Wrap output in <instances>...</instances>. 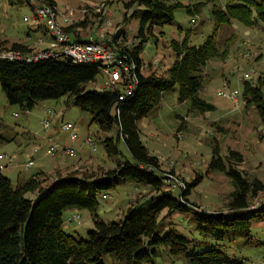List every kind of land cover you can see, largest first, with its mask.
Instances as JSON below:
<instances>
[{
	"label": "rangeland",
	"instance_id": "1",
	"mask_svg": "<svg viewBox=\"0 0 264 264\" xmlns=\"http://www.w3.org/2000/svg\"><path fill=\"white\" fill-rule=\"evenodd\" d=\"M56 1L61 8L67 4L76 7L77 13L86 0ZM88 1H105L106 6L100 13L105 11L110 20L108 33L123 28L127 43L131 45L140 40L137 34L141 15L131 14L143 5L134 2L127 7L126 2L130 0ZM169 1H181L183 5L174 8L172 23L153 26V34L144 43L141 53L142 69L146 74L152 71L164 73L175 59L171 46L173 39L181 40L189 33L190 42L199 44L216 32L218 46L222 50L226 48L227 52L224 56L209 60L203 71L204 85L200 90V95L214 103L216 108L205 112L193 109L191 100H179V87L176 85L164 94L147 115L138 120L140 134L149 151L159 159V172L165 179L163 188L167 187L174 195L183 198L188 182L202 175L198 183L190 186V192L186 195L188 200L207 211L226 210L233 199L235 185L225 170L210 166L214 154L222 157L226 168L230 164L234 165L248 181L258 178L264 183V115L255 103L246 104L242 96L245 71L254 69L248 77L253 81L260 74L264 75V21L258 20L256 26H247L239 20L233 21L235 24H220L213 9L225 8L227 3L233 4L238 0ZM199 2L200 6L196 7L195 4ZM189 5L198 10L188 11ZM34 13V7L27 0H0V53L17 50L11 47L15 41L26 43L32 47V51L47 44L50 35L44 22L34 18ZM91 14L82 21L83 32L89 29L95 31L93 26L97 17L91 20ZM79 15L75 17L79 19ZM25 16L28 18L25 19ZM37 24L39 28L33 29ZM40 37H43L44 43L39 42ZM150 62L152 64L148 65ZM107 79V75L100 70L96 78L87 83V88L101 89ZM224 80H228L231 87L240 89L238 101L218 94ZM45 119H50L48 126L43 125ZM67 121L72 122L78 132L75 139L71 138L69 128L61 127ZM0 131L8 138L0 143V152L7 153V157L0 160L5 165L1 171L14 184L39 171H42L40 178L45 180L44 184L71 172L87 175L85 179L88 181L89 176H99L120 162L133 161L118 129L103 130L96 120H92L88 111L74 104L73 97L68 98V94L59 98L39 99L32 109H25L19 103L9 102L0 82ZM87 135L96 139V150L84 142ZM112 138L118 148L115 153L109 151L105 143ZM55 142L74 144L76 155L49 154L47 149ZM36 147L38 151L35 152ZM232 150L239 155H232ZM83 152L89 156L85 154V157H79ZM31 154L36 160L27 168L25 162ZM107 193L109 195L106 198L101 194L99 196V216L111 221L125 217L133 206H136L135 209H144L154 204L157 198L152 197L158 196L160 191L146 183L130 180L114 185ZM250 193L248 200L251 207L264 201V189H259L256 194ZM27 194L35 196L34 192ZM74 209L77 208H69L64 212V220L69 214L80 213V218L64 222V226L69 232L87 237L89 229L94 226V216L87 208ZM238 214L249 216L251 210L242 209ZM159 217L162 222L160 233L174 228L191 239L197 249L214 245L232 258L242 260L237 264H254L264 256V219L258 216L250 218L249 234L236 230L224 239L202 235L191 210H175L168 214L165 208ZM155 248L157 254L152 257V261L141 264H190L184 256L171 255L164 245ZM103 261L105 264H125L110 253L103 255Z\"/></svg>",
	"mask_w": 264,
	"mask_h": 264
},
{
	"label": "trees",
	"instance_id": "2",
	"mask_svg": "<svg viewBox=\"0 0 264 264\" xmlns=\"http://www.w3.org/2000/svg\"><path fill=\"white\" fill-rule=\"evenodd\" d=\"M27 1L34 7L32 0ZM38 2L57 4L56 0ZM134 2L143 5L131 14L141 15L137 34L140 40L131 45L126 42L124 47L137 62L139 84L135 93L125 100L119 99V88H87V83L100 71L97 63H75L69 57L29 61L0 55V82L9 102L32 109L39 99L68 94V98L73 97L74 104L88 111L103 130L116 127L133 156V161L120 162L99 176H89L88 181L87 175L71 172L44 184L45 180L40 178L42 171H39L14 184L0 168V264H105L103 255L108 253L125 264H141L152 261L157 254L155 247L159 245H164L173 256H184L190 264H237L242 260L232 258L214 245L197 249L191 239L174 228L160 233V212L165 208L168 214L175 210H191L201 234L215 239H224L236 230L249 234L250 218L264 219V201L251 207L248 200L250 192L256 194L259 189H264V183L258 178L248 181L232 164L226 168L222 157L215 154L210 166L225 170L235 185L233 199L226 210L207 211L188 200L186 195L190 186L198 183L202 175L188 182L183 198L174 195L171 189L163 188L165 179L159 172V159L144 144L138 120L176 85L180 101L191 100L190 105L199 112L214 110L216 105L200 95L204 85L203 71L211 58L224 56L227 49L218 46L216 32L199 44L191 43L189 33H186L181 40L171 41L175 59L164 73H144L141 53L144 43L153 34V26L172 23L174 8L183 3L130 0L126 6ZM195 6L199 7L200 2ZM196 9L187 6L190 12ZM213 12L220 24L239 20L247 26H256L258 20L264 21V0H238L227 3L225 8H214ZM117 34H122L126 41L123 28H119ZM11 47L24 53L32 50L19 41L13 42ZM243 84L242 96L246 104L255 103L264 115V75L260 74L255 81L245 78ZM4 140L8 138L0 131V143ZM113 141L114 138L105 143L107 149L115 153L118 148ZM231 154L239 155L234 150ZM130 180L146 183L160 191L158 196L152 197L157 198L156 202L144 209L133 206L125 217L117 220L100 218V194L108 196V190L114 185ZM28 192H34L35 196H28ZM69 208H87L93 214L94 226L87 237L65 228L64 222H70L68 219L72 216L69 214L64 220V212ZM242 209H250L251 214L239 215L238 211Z\"/></svg>",
	"mask_w": 264,
	"mask_h": 264
},
{
	"label": "built area",
	"instance_id": "3",
	"mask_svg": "<svg viewBox=\"0 0 264 264\" xmlns=\"http://www.w3.org/2000/svg\"><path fill=\"white\" fill-rule=\"evenodd\" d=\"M33 2L35 0H32ZM34 18L37 21H43L44 27L50 35V40L47 44L38 50H31L27 53L21 50H11L9 52L0 53V55L8 56L10 58H25L32 61L46 57L56 58H71L75 63H97L108 77L107 81L103 84L104 89H120V100H125L127 97L135 93L138 87L139 79L137 72V62L130 55V52L125 49L124 44L126 41L122 34H117L118 30L113 33H108L110 20L106 17L103 8L106 6L105 1L102 2H89L84 1L76 13V7L65 5L61 8L57 4L46 2H34ZM78 7V6H77ZM79 13L81 14L79 15ZM93 13L96 16H92ZM91 14V20L97 17L94 22V30L83 32L84 21L87 15ZM79 15L80 18L75 16ZM28 17L25 16V19ZM90 20V22H91ZM92 23V22H91ZM90 24V23H89ZM93 25V24H92ZM91 26V24H90ZM88 28V27H87ZM40 43H44L43 37L39 38ZM249 53H246L248 55ZM253 70L245 71L243 78L251 76ZM218 94L230 99L238 101L240 98V89L238 87H231L228 80H224L223 87L220 88ZM116 105H114V112H116ZM51 112V108L48 109ZM50 124V119H45L44 126ZM61 127L70 129L71 138L75 139L78 132L74 124L70 121L63 122ZM85 143L90 144L96 150V139L91 135H87ZM35 152L38 151L36 147ZM47 152L53 156H75L77 148L74 144H64L55 142L49 145ZM7 157V153L0 152V160ZM10 158V157H9ZM11 160V159H9ZM34 154L28 156L25 166L30 168L35 163ZM4 164L0 163V168L3 169ZM102 197H107V194H102ZM79 213L69 217V221L78 219ZM254 264H264V256Z\"/></svg>",
	"mask_w": 264,
	"mask_h": 264
},
{
	"label": "crops",
	"instance_id": "4",
	"mask_svg": "<svg viewBox=\"0 0 264 264\" xmlns=\"http://www.w3.org/2000/svg\"><path fill=\"white\" fill-rule=\"evenodd\" d=\"M234 21H235V20H234ZM233 23L235 24V22H233ZM39 26H40V25H38V24H37V25H34L33 29H37V28H39ZM50 139H51V137H50ZM85 154L89 156L88 153L83 152V153H81V154L79 155V157H85Z\"/></svg>",
	"mask_w": 264,
	"mask_h": 264
}]
</instances>
